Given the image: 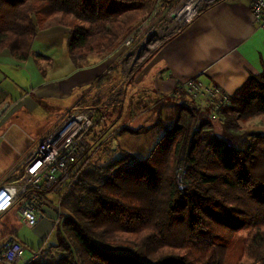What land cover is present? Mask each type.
Masks as SVG:
<instances>
[{
	"label": "trees",
	"instance_id": "obj_1",
	"mask_svg": "<svg viewBox=\"0 0 264 264\" xmlns=\"http://www.w3.org/2000/svg\"><path fill=\"white\" fill-rule=\"evenodd\" d=\"M155 2L0 0V50L27 59L38 27L57 17L71 27L68 51L80 64L91 52L113 51ZM198 111L178 104L177 122L161 127L148 157L126 152L97 165L98 180L81 170L74 187L85 196L72 205L61 201L71 213L63 223L72 244L62 238L59 257L35 264H264V135L238 150L213 131L215 122L237 131V120L264 113V62L231 95L224 121L202 118L191 132Z\"/></svg>",
	"mask_w": 264,
	"mask_h": 264
},
{
	"label": "crops",
	"instance_id": "obj_2",
	"mask_svg": "<svg viewBox=\"0 0 264 264\" xmlns=\"http://www.w3.org/2000/svg\"><path fill=\"white\" fill-rule=\"evenodd\" d=\"M251 3L252 0H218L206 6L135 68L123 92L125 97L130 95L127 108L133 100L144 109L136 119L142 118L147 130L159 128L162 108L165 112L172 107L169 99L179 102L183 98L175 95L180 82L200 77L232 95L251 74L261 72L264 29L255 23ZM70 33L71 27L53 18L38 27L27 59L15 58L9 48L0 50V111L4 110L0 120L1 171L32 141L48 134L62 115L79 106H94L91 103L102 97L96 90L103 79L111 78L118 48L107 53L91 52L83 62L75 64L67 45ZM129 83L131 88L127 90ZM134 108L138 109L136 105ZM125 133L113 137L112 146L108 145L112 151L116 143L117 150L120 146L127 149ZM103 141L95 145L91 140L80 164L101 150ZM125 149L120 150L128 151ZM118 153L119 150L114 155ZM47 204V220L43 218L30 228L37 233V239L46 238L44 242L59 209L50 201Z\"/></svg>",
	"mask_w": 264,
	"mask_h": 264
},
{
	"label": "rangeland",
	"instance_id": "obj_3",
	"mask_svg": "<svg viewBox=\"0 0 264 264\" xmlns=\"http://www.w3.org/2000/svg\"><path fill=\"white\" fill-rule=\"evenodd\" d=\"M183 1L184 0H156L155 7L151 14L146 17L140 16L138 21L140 23H137L134 32L116 47L118 50L113 63L115 65L112 68V76L111 78L109 77L107 79H103L99 83V90H96L98 92L97 96L100 94L102 97H98L97 100L91 103L94 106H90L96 110L91 140L94 141L95 145H99L100 141L104 139V145L100 147L101 150H97L95 153H92V158L80 164V168H83L84 173L87 171L85 174L91 173L87 180H98L101 178V174L96 171L95 166L106 165L108 162L116 160L123 155L126 156V152L133 154L137 159H144L148 157L153 147L164 133V130L161 127H172L177 122L178 104H184L188 109H194V103L184 96L182 99H178L179 102L176 101V99H169L172 107L169 110L166 108L165 112L164 108H162L158 120L159 128H149L147 130L148 125L142 122V118L138 120L136 119V115L138 116L141 114L144 109L140 107L139 102H135L133 100L130 104L131 107L128 106L127 108V101L130 95L126 94L127 97H125V93L123 92L124 86L128 82V79L131 77L135 68L154 54L166 41H168L181 29V27L173 28L175 18L172 15V12L180 9L184 3ZM128 88L130 90L131 83L128 84L127 90ZM175 95L179 96L177 93ZM135 105L138 107L137 110L135 108L133 110ZM79 107L83 108L87 106ZM166 113L167 115L162 117V114ZM182 114L184 117L186 116L185 119H189L188 115H190V113L187 109L184 110ZM65 115L66 113L62 115L60 119H62ZM194 118L195 123L191 132L198 130L200 119L209 118V116L198 111V113H196V117ZM237 125V131L229 132L225 129L224 124L215 122L213 131L216 135L224 138L238 150H244L247 147V144L254 139L255 135H264V113L253 115L246 121L237 120ZM122 132H126L123 139L127 145V149L120 146L118 149L120 154L118 153V155H114V153L118 151L117 143L115 144L116 149L114 151H112L108 145H111V141L116 134L120 135ZM35 142L36 141H32L33 144ZM120 149L128 151L122 152ZM22 154H24V152L21 153L17 159H15V161L8 166V168L3 171L0 170V178L6 177L11 172L14 164L19 160ZM129 162L132 163V160H128V163ZM179 176L183 179L184 173L181 172ZM97 184L99 183H92V186H96ZM43 194L46 196L47 200L51 202L53 207L56 206V208H59L56 210V220L52 223V230L45 242L44 240L46 238H42L41 240L37 239V233L35 230L33 231V229L23 226L15 218L16 210L0 216V250L4 246L6 240L11 237L17 238L20 242L24 244L26 243L29 247H38L35 248L37 249L38 254L26 264H35V261L45 263L50 258L59 257L62 253V238H64L69 244H72L70 235L63 223V218L67 215H71V213L68 208L62 206L61 204L64 202L68 205L71 203L72 205L74 200L79 201L82 196H85L86 191H82L80 193L73 185L72 187L61 188L56 191H49ZM48 206L49 205L47 204L41 207V211L45 215V220L48 218ZM50 212L53 214V211ZM100 245L107 250L117 252L119 254H133L125 247L114 245L108 246L103 244ZM234 252L235 254L241 252L240 245H237ZM147 262L151 264L149 261Z\"/></svg>",
	"mask_w": 264,
	"mask_h": 264
},
{
	"label": "built area",
	"instance_id": "obj_4",
	"mask_svg": "<svg viewBox=\"0 0 264 264\" xmlns=\"http://www.w3.org/2000/svg\"><path fill=\"white\" fill-rule=\"evenodd\" d=\"M218 0H184L175 14L173 28L190 22L206 6ZM193 7V10L188 7ZM188 8V14L181 12ZM251 12L257 26L264 29V0H252ZM185 94L200 112L210 119L224 121L223 109L231 95L219 85L200 77L179 83L175 92ZM4 110L0 111V120ZM96 111L77 107L58 120L54 128L32 143L21 155L6 177L0 178V216L15 211V218L25 227L33 228L45 217L41 207L47 198L43 193L72 187L78 180L80 160L89 150ZM38 254L17 238L6 240L0 250V264H26Z\"/></svg>",
	"mask_w": 264,
	"mask_h": 264
},
{
	"label": "bare ground",
	"instance_id": "obj_5",
	"mask_svg": "<svg viewBox=\"0 0 264 264\" xmlns=\"http://www.w3.org/2000/svg\"><path fill=\"white\" fill-rule=\"evenodd\" d=\"M188 8H190V9L193 10V7L192 6L191 7H188ZM188 8H186V10H184L183 12H181V16L182 15H185V14H188L189 12H191V11H188Z\"/></svg>",
	"mask_w": 264,
	"mask_h": 264
},
{
	"label": "water",
	"instance_id": "obj_6",
	"mask_svg": "<svg viewBox=\"0 0 264 264\" xmlns=\"http://www.w3.org/2000/svg\"><path fill=\"white\" fill-rule=\"evenodd\" d=\"M173 16H175V14H173Z\"/></svg>",
	"mask_w": 264,
	"mask_h": 264
}]
</instances>
